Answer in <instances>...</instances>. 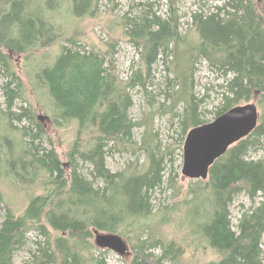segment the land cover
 Here are the masks:
<instances>
[{
	"label": "trees",
	"instance_id": "1",
	"mask_svg": "<svg viewBox=\"0 0 264 264\" xmlns=\"http://www.w3.org/2000/svg\"><path fill=\"white\" fill-rule=\"evenodd\" d=\"M48 1L0 0V64L12 78L3 85L7 106L0 112L7 133L9 129L17 130L24 143L16 158L6 151H3L6 156L0 158L6 163L4 172L12 174L19 184L43 185V192L31 195L21 215L6 207L0 223V264H12L13 252L23 243L24 232L29 228L44 235L50 230L61 234L53 247L39 249L34 264H107L101 256L86 260L81 255L84 245L88 246L85 239L94 230L126 238L133 252L127 264H162L165 259L173 260L182 252L181 243L152 240L150 234L144 237L150 230V219L162 214L153 209L151 192L163 182V157L149 143L140 148L146 152L141 171L112 172L105 165V140L112 141L119 151H126L132 145L133 152L139 149L131 139L134 123L127 115L131 103L128 84L115 75L113 65L109 71L97 53L63 48L54 63L41 68L35 76L51 97L56 111L54 119L78 123L79 135L66 154L67 160L74 166L79 158L90 162L89 174L92 179L100 180L102 186H95L90 175L78 173L74 166L67 172L66 164L53 148L45 150L35 144L34 140L45 133L39 122L33 121L36 131L12 126L10 109L13 100L21 96L22 84L11 69L7 54L29 53L61 38V28L55 26L45 8ZM86 1L72 0L74 11H87ZM217 11L206 16L193 15L199 40L183 52L184 63L195 64L204 58L223 73L232 75L216 116L249 102L253 95L263 109L254 130L211 165L207 179L191 181L179 204L187 209L186 216L190 219L185 236L196 235L200 243L205 242L221 256L210 264H261L264 203L242 213L237 231L232 230L228 207L238 192L244 191L251 200L257 193H264V160L247 157L249 150L258 147L264 137V0H224ZM142 18L140 23H134L132 38L144 40L145 63L149 69L159 49L168 47L177 33L174 25L155 14ZM175 56L178 58L179 54ZM181 76L190 79L192 75L182 70ZM182 89L188 98L180 124L183 132H188L205 121L200 119L198 104L190 93L192 86L185 82ZM14 116L17 120L24 117L34 120L26 110ZM93 129V141L85 148L80 147L81 133ZM0 140L7 148L12 143L6 135L0 136ZM175 204L163 207L164 221L171 220L177 209ZM71 240L81 244L79 248ZM159 245H163L162 253L156 256L151 251Z\"/></svg>",
	"mask_w": 264,
	"mask_h": 264
},
{
	"label": "rangeland",
	"instance_id": "2",
	"mask_svg": "<svg viewBox=\"0 0 264 264\" xmlns=\"http://www.w3.org/2000/svg\"><path fill=\"white\" fill-rule=\"evenodd\" d=\"M223 3L224 0H87V11L77 13L72 0H49L45 8L52 15L55 26L61 28V38L47 47L37 48L29 53H6L11 69L22 84L21 96L13 100L10 109L13 113L12 126L16 129L26 126L36 131L33 123L39 122L45 133L34 140L35 144H40L45 150L53 148L66 164L67 172L74 166L67 160L66 154L79 135L78 123L76 120L57 122L54 119L56 111L53 102L46 87L38 84L36 73L41 68L52 65L63 48L74 49L84 54L97 53L103 59L104 67H109L110 71V65H113L115 75L128 84L131 103L127 115L134 123L131 139L139 149L133 152L132 145L126 151H119L112 141L105 140V165L112 172H126L130 169L141 171L146 162V152L140 148L149 143L155 148V153L163 157V182L151 192L153 209L162 214L150 219V230L144 237L150 234L152 240H174L177 244H182V252L173 260H163L162 264H210L221 257L205 242L200 243L196 235L190 238L185 236L187 221L190 219L186 216L187 209L179 203L187 194L191 181H195L184 178L181 174L182 147L187 131L183 132L180 121L188 98V94H184L186 90L182 89L183 83L192 86L190 93L192 91L198 104L199 117L206 123L217 117L216 113L222 107V93L226 91L227 81L232 78L230 73H223L204 58H199L195 64L184 63L183 52L195 46L199 40L193 15L216 13L217 7H222ZM149 14H155L174 25L177 38L170 40L165 49H159L148 69L145 63L144 40H134L132 30L135 29L134 23H140L142 17ZM177 54L178 58L175 56ZM182 70L191 74V78L183 79ZM8 74L0 64V109L3 110L7 106L3 85L12 80ZM13 86L14 84L11 85ZM181 91L182 96H179ZM254 96L249 102H254L261 114L263 106L256 102ZM25 110L34 120L27 117L22 120L15 119L14 115ZM3 122L0 112V136H8L12 143L8 148L5 144H0V156H6L3 155V151H6L7 155L13 154L16 158L24 143L17 130L11 132L9 129L7 133ZM93 132L94 129L81 133L80 147L85 148L87 143L93 141ZM11 146L12 150L9 149ZM247 157L264 160V137L259 140L258 147L249 150ZM74 167L78 173L86 176L92 170L91 163L80 158ZM6 168V163L0 158V223L5 216L6 207L9 206L16 215H21L31 195L43 192V185L40 183L19 184L12 174L4 172ZM92 180L95 186H102L100 180ZM260 202L264 203V193H257L253 200L244 191L235 194L228 207L232 230L237 231L242 213L256 207ZM172 204L176 205V212L171 215L169 222L164 221L162 218L166 210L163 207H170ZM58 236L61 234L51 230L44 235L29 228L24 232L23 243L13 252L12 264H34V255H38L39 249L47 245L53 247ZM94 238L92 231V235L85 239L88 246L84 245L81 255L86 260L101 256L107 264H127L131 261L133 252L125 237L128 244V253L125 255L97 247ZM132 238L135 240V235ZM74 243L71 240L73 246L79 248L81 245ZM162 246H157L151 252L159 256ZM260 250L261 264H264V235Z\"/></svg>",
	"mask_w": 264,
	"mask_h": 264
},
{
	"label": "water",
	"instance_id": "3",
	"mask_svg": "<svg viewBox=\"0 0 264 264\" xmlns=\"http://www.w3.org/2000/svg\"><path fill=\"white\" fill-rule=\"evenodd\" d=\"M259 112L254 102L236 105L212 121L188 130L183 147L181 174L190 180H205L211 165L233 144L247 137L256 127ZM95 234L94 243L119 255L128 253L126 240L116 233Z\"/></svg>",
	"mask_w": 264,
	"mask_h": 264
},
{
	"label": "flooded vegetation",
	"instance_id": "4",
	"mask_svg": "<svg viewBox=\"0 0 264 264\" xmlns=\"http://www.w3.org/2000/svg\"><path fill=\"white\" fill-rule=\"evenodd\" d=\"M258 120H259V116H258ZM258 122V121H257Z\"/></svg>",
	"mask_w": 264,
	"mask_h": 264
}]
</instances>
